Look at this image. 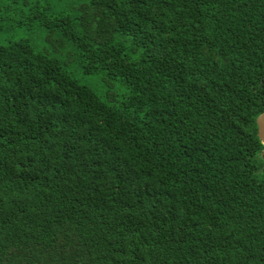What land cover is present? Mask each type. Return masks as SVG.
Instances as JSON below:
<instances>
[{
	"label": "trees",
	"instance_id": "16d2710c",
	"mask_svg": "<svg viewBox=\"0 0 264 264\" xmlns=\"http://www.w3.org/2000/svg\"><path fill=\"white\" fill-rule=\"evenodd\" d=\"M264 0H0V264H264Z\"/></svg>",
	"mask_w": 264,
	"mask_h": 264
},
{
	"label": "water",
	"instance_id": "95a60500",
	"mask_svg": "<svg viewBox=\"0 0 264 264\" xmlns=\"http://www.w3.org/2000/svg\"><path fill=\"white\" fill-rule=\"evenodd\" d=\"M254 123L256 127V137L263 147L264 155V110L255 117Z\"/></svg>",
	"mask_w": 264,
	"mask_h": 264
}]
</instances>
